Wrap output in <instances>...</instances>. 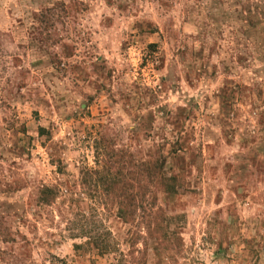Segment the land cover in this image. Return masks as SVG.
Wrapping results in <instances>:
<instances>
[{
    "label": "rangeland",
    "instance_id": "374dc122",
    "mask_svg": "<svg viewBox=\"0 0 264 264\" xmlns=\"http://www.w3.org/2000/svg\"><path fill=\"white\" fill-rule=\"evenodd\" d=\"M0 264H264V0H0Z\"/></svg>",
    "mask_w": 264,
    "mask_h": 264
},
{
    "label": "trees",
    "instance_id": "16d2710c",
    "mask_svg": "<svg viewBox=\"0 0 264 264\" xmlns=\"http://www.w3.org/2000/svg\"><path fill=\"white\" fill-rule=\"evenodd\" d=\"M166 179L164 177H160V182L163 184V182H165ZM52 193V192H51ZM55 196V194H53ZM124 196V195H123ZM46 202H49V201H46ZM119 205V204H118ZM119 206L121 207H118V214L121 218H124V219H129L130 216H132L134 214V211H132L131 208H129L128 206L126 205H122L120 204ZM130 209V210H129ZM100 248V247H98ZM100 252H105L103 250H99Z\"/></svg>",
    "mask_w": 264,
    "mask_h": 264
}]
</instances>
